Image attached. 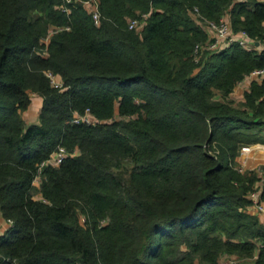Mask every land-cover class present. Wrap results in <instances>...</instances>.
I'll list each match as a JSON object with an SVG mask.
<instances>
[{
  "label": "trees",
  "instance_id": "obj_1",
  "mask_svg": "<svg viewBox=\"0 0 264 264\" xmlns=\"http://www.w3.org/2000/svg\"><path fill=\"white\" fill-rule=\"evenodd\" d=\"M223 14L264 39V0H0V264H264L259 175L235 166L264 143V76L231 97L264 47L193 57ZM58 144L67 155L35 182Z\"/></svg>",
  "mask_w": 264,
  "mask_h": 264
},
{
  "label": "built area",
  "instance_id": "obj_2",
  "mask_svg": "<svg viewBox=\"0 0 264 264\" xmlns=\"http://www.w3.org/2000/svg\"><path fill=\"white\" fill-rule=\"evenodd\" d=\"M87 7L89 8L90 11H92L94 18L97 21L98 12L95 9V7L89 4ZM195 11H197V7H194V12ZM145 14L146 13H143L140 18H137V17L130 18L128 20V26L129 27H139L142 24V17H144ZM202 22H203L204 28L208 32V36L204 40L197 41L194 44L193 57L195 61L199 60V57L202 52L217 50L235 40L238 41L243 46L248 47V48L251 46H254V42H256V40L253 37H251L245 30H242V29L233 30L229 22L227 14H223L222 16L219 17L218 20L205 19ZM46 75L50 78V82L53 85L62 86V80L58 73H54L51 70H46ZM263 76H264V66L255 67L250 72L246 73L238 81L237 85L241 81L247 78L261 79ZM93 119L94 118L92 117L91 113L88 110L80 114L75 113L74 116L72 117L73 121H80V120L91 121ZM263 145L264 143L259 142V141L253 142V143L242 144L239 147V152L236 156L237 160L239 161L238 163H240L238 166H236L238 170L244 169V164L242 162L243 160L246 159L248 153L253 148L257 149V148L262 147ZM67 153L68 151L65 148V146L62 144H58L57 147L49 154V156L40 162L38 172L34 177V181L35 182L40 181L41 166H43L44 164H52V165L58 164L67 155ZM263 190H264L263 187H258L255 183L254 187L248 192V196L251 199L250 206L257 211H264V195H262ZM7 221L9 223L12 222L10 218H7ZM222 255L229 256L228 264H240L239 262L240 260L238 257L230 255V254H222ZM202 264H208V263H202ZM243 264H245V262Z\"/></svg>",
  "mask_w": 264,
  "mask_h": 264
},
{
  "label": "crops",
  "instance_id": "obj_3",
  "mask_svg": "<svg viewBox=\"0 0 264 264\" xmlns=\"http://www.w3.org/2000/svg\"><path fill=\"white\" fill-rule=\"evenodd\" d=\"M90 3V2H89ZM85 5L87 6L88 4L85 3ZM95 5V4H94ZM95 7V6H94ZM207 36H208V32H207ZM258 46L260 48L264 47V39L262 41H258V42H254V46ZM252 79L247 78L243 81H241L236 87L235 89L232 91L231 93V97L232 98H239L238 100L243 98V93L245 90H247L249 88V84L251 82ZM34 99V100H33ZM41 100L42 97L36 93V92H32L31 93V102L35 101L36 104L39 103L38 108H40L41 105ZM29 103V104H30ZM29 104L27 106V108L29 107ZM35 105L36 108V104L33 103ZM26 108V109H27ZM38 109H36L37 111ZM33 113V118L30 120V122H37L38 121V113L39 111ZM24 116V115H23ZM25 118V117H24ZM26 120V119H25ZM27 122V121H26ZM29 123V122H28ZM264 146V145H263ZM262 149V148H261ZM261 149H256L253 148L247 155L246 159L243 160V164L245 168H249V169H255L259 175V178L256 181V185L258 187H263L264 189V165L260 166V167H256L259 163H263L264 164V157L262 156L263 159H259L261 158L260 155V151ZM254 153H258V156H255ZM259 159V160H257ZM237 160V157H236ZM238 161V160H237ZM239 162V161H238ZM39 193V192H38ZM264 195V190H263V194ZM35 197L37 198H41V194L39 193V195H35ZM249 209L251 212L255 213L256 215H258L259 219L264 222V211H257L255 209H253L251 206H249ZM10 223L7 221V218H5L4 216L1 215L0 213V233L3 232V230L9 225ZM228 260H229V256L228 255H222L220 257V264H228ZM245 264H251L252 258H247L245 260Z\"/></svg>",
  "mask_w": 264,
  "mask_h": 264
},
{
  "label": "rangeland",
  "instance_id": "obj_4",
  "mask_svg": "<svg viewBox=\"0 0 264 264\" xmlns=\"http://www.w3.org/2000/svg\"><path fill=\"white\" fill-rule=\"evenodd\" d=\"M85 3H86V4H89V5H92V6H95L93 2L89 3V1H86ZM87 6H88V5H87ZM51 31H52V28H50V32H51ZM47 38H48V37H47ZM47 38L45 37L44 40L47 41ZM234 99L238 100L239 98H234ZM33 100H34V99H33ZM33 103L36 104L35 101L31 102V103L29 104V107L23 111V115H24V117H25V119H26L27 122H30V120L33 118L32 115H33V113L36 111V109H38L37 111H39V109H40V108H38L39 103L36 104V108H35V105H34ZM37 111H36V112H37ZM118 116H120V115H116V117H118ZM261 148H262V149H261ZM258 149H261V151H260V155H259L261 158H259V159H263L262 156L264 157V146H262V147H260V148H258ZM257 154H258V153H254L255 156H258ZM259 159H257V160H259ZM239 164H240V163H238V161L235 162V166H238ZM262 165H264V164H263V163H259L256 167H260V166H262ZM244 169H249V168H245V167H244ZM244 169H243V170H244ZM35 195H39V193L36 192ZM195 264H202V263L196 261Z\"/></svg>",
  "mask_w": 264,
  "mask_h": 264
},
{
  "label": "water",
  "instance_id": "obj_5",
  "mask_svg": "<svg viewBox=\"0 0 264 264\" xmlns=\"http://www.w3.org/2000/svg\"><path fill=\"white\" fill-rule=\"evenodd\" d=\"M256 42H258V41H256Z\"/></svg>",
  "mask_w": 264,
  "mask_h": 264
}]
</instances>
